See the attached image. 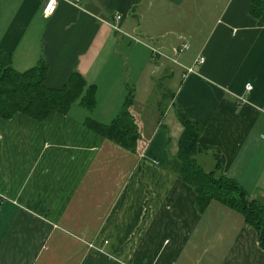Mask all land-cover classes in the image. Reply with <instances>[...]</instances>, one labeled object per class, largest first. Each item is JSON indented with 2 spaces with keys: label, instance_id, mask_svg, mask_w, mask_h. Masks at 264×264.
<instances>
[{
  "label": "crops",
  "instance_id": "1",
  "mask_svg": "<svg viewBox=\"0 0 264 264\" xmlns=\"http://www.w3.org/2000/svg\"><path fill=\"white\" fill-rule=\"evenodd\" d=\"M251 2L59 0L46 17L45 0H0V48L16 71L44 61L47 88L77 72L95 89L90 111L0 118V264H264L238 212L200 209L168 169L178 109L203 124L199 143L213 150L197 162L212 159V171L217 153L223 176L264 205V21ZM142 42L187 43L177 59L194 72L151 62ZM160 82L173 88L164 110L141 107ZM129 100L136 152L86 126L108 125Z\"/></svg>",
  "mask_w": 264,
  "mask_h": 264
},
{
  "label": "trees",
  "instance_id": "2",
  "mask_svg": "<svg viewBox=\"0 0 264 264\" xmlns=\"http://www.w3.org/2000/svg\"><path fill=\"white\" fill-rule=\"evenodd\" d=\"M249 13L264 21V0H252ZM47 72L44 61L26 71H16L12 67L11 54L0 48V118L10 119L20 114L41 121L51 112L67 113L75 103L89 111L94 109L95 89L87 86L80 74L73 72L62 88L49 89L45 86ZM130 105L129 100L108 125L88 119L86 126L123 149L136 152L139 130L129 111ZM176 117L183 131L177 154L169 161V171L193 189L200 209L215 201L238 212L244 223L256 231L257 242L264 250V205L250 199L240 185L223 176L222 158L217 153L214 169L205 171L196 157L213 150L199 143L203 124L189 119L178 109Z\"/></svg>",
  "mask_w": 264,
  "mask_h": 264
},
{
  "label": "built area",
  "instance_id": "3",
  "mask_svg": "<svg viewBox=\"0 0 264 264\" xmlns=\"http://www.w3.org/2000/svg\"><path fill=\"white\" fill-rule=\"evenodd\" d=\"M59 0H45L44 6H43V15L44 16H50L52 15L56 8H57V4H58ZM72 2H78V0H72ZM122 16L121 14L116 13L114 15V20L116 22V24L121 20ZM115 24V26L113 25V27L115 29H118L117 25ZM137 40V39H135ZM143 43V42H142ZM145 44V43H143ZM146 45V44H145ZM149 50L151 51V57H150V61L151 62H168L174 65H178L180 66L183 71V77L193 73V68L192 67H186L183 66L179 61H178V56L181 55L182 53L186 52L189 50V45L187 43H181L178 46L173 47L170 51L165 50V49H161L152 45H146ZM204 62V58L200 57L198 60V63L202 64ZM251 85H247L246 86V90L250 91L251 90ZM139 138L141 139V135L139 134Z\"/></svg>",
  "mask_w": 264,
  "mask_h": 264
},
{
  "label": "rangeland",
  "instance_id": "4",
  "mask_svg": "<svg viewBox=\"0 0 264 264\" xmlns=\"http://www.w3.org/2000/svg\"><path fill=\"white\" fill-rule=\"evenodd\" d=\"M166 82H160L159 84H155L153 87V91L151 96L147 98L145 101V105L141 107L148 106L146 108L155 107L157 112H162L165 106L169 102L168 94L173 93V88L171 86H165ZM142 99H139L138 102L140 103ZM158 114V113H157ZM198 163L203 167L205 170H211L214 161L210 158H200Z\"/></svg>",
  "mask_w": 264,
  "mask_h": 264
}]
</instances>
